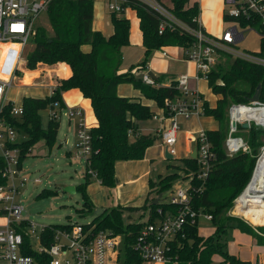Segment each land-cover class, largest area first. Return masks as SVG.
Wrapping results in <instances>:
<instances>
[{
  "label": "trees",
  "instance_id": "trees-1",
  "mask_svg": "<svg viewBox=\"0 0 264 264\" xmlns=\"http://www.w3.org/2000/svg\"><path fill=\"white\" fill-rule=\"evenodd\" d=\"M165 4L172 14L194 29L200 28L198 18L201 8L199 0H157ZM124 6L135 9L139 17V27L142 32V43L145 48L144 58L133 64L128 70L122 71L124 59L123 47L130 45L131 20L124 12H111L113 33L106 36L101 30L93 28L95 3L94 0H52L47 9L52 33L46 29H36L30 41L35 43L34 49L28 55L27 67L36 70L39 65L57 64L59 70L52 71V81L55 85L53 93L45 97H25L24 114L14 117L9 114L12 105L7 107L9 120L19 130H24L26 136L15 144L20 149V165L23 159L32 152L35 144L43 139L51 149L55 144L60 128V120L49 117L46 127L43 126L41 111L47 109L54 101H61L65 106L63 93L77 88L91 102L96 123L91 126L93 151L86 162L85 183L77 186L82 191L85 210L91 211L94 203L87 187L93 182V174L103 186L113 188L118 185L116 163L123 160H141L146 150L155 144L160 134H144L139 132L136 120L154 118L157 113L139 97L124 96L118 93V87L130 83L139 89L147 99L154 100L165 110L166 100L180 94L177 81L173 79L168 84H146L142 78L136 77L133 69H147L149 61L156 50L167 46L190 47L196 41L194 35L177 24H166L160 33L159 26L162 15L154 8L140 0H128ZM224 20L237 21L241 26H255L260 29L258 19H231L224 15ZM202 26V25H201ZM202 28L205 29L203 26ZM206 30V29H205ZM264 49V37L261 38ZM90 45V50L83 46ZM219 56L232 59L226 67L219 65L208 73L209 88L219 98L214 106L205 101L204 115L214 117L218 127L206 129L207 136L215 155L211 159L208 176L198 178L199 164L197 157L190 155L176 158L181 162L174 165V172L160 176L159 180H149V192L142 206L118 204L96 216L90 223L83 224L94 231L108 230L121 236L119 259L123 264H144L134 243L143 227L158 217V209L167 212L178 211V206L165 198L164 191L172 189L174 181L181 176V170L187 176L193 175L190 187L191 204L196 210L212 215L215 231L204 236L199 233L198 221L187 223L183 231L168 243V260L165 264H215L214 256L220 255L218 264H252L228 251L230 229H239L251 235L259 245H264V233L259 227H253L246 221L228 215V210L234 205L235 199L245 189L251 180L257 158L264 145V127L252 124L249 128L239 126V134L248 141V149L230 155L225 141L229 132V107L232 104H248L259 85H262L260 100H264V66L253 64L231 54L220 52ZM246 132V133H245ZM197 147L198 143H195ZM4 163L0 159V184L7 182L3 176ZM162 195L158 203L155 197L149 198L153 189ZM46 192L44 189L39 195ZM244 193V191H243ZM238 198L236 210H242L241 199ZM146 210L148 218L142 213L133 217L132 212ZM125 212L130 214L125 215ZM252 222H257L256 215H246ZM65 224H49L42 231V243L49 246L53 235L60 227H70ZM260 228L264 232V224ZM30 240L25 238V253L32 255L35 264H50V256L46 251L38 252L30 247Z\"/></svg>",
  "mask_w": 264,
  "mask_h": 264
},
{
  "label": "built area",
  "instance_id": "built-area-1",
  "mask_svg": "<svg viewBox=\"0 0 264 264\" xmlns=\"http://www.w3.org/2000/svg\"><path fill=\"white\" fill-rule=\"evenodd\" d=\"M52 0H0V159L4 163L3 176L7 182L0 184V264H35L32 255L25 253V238L30 240V247L38 252L46 251L50 256V264H123L119 259V245L121 236L108 230L94 231L83 224L72 223L70 227H60L53 235V242L49 246L42 243V231L37 230V225L28 218L22 216L24 206L18 200L19 188L27 182V178L20 179L17 184L13 177L21 170L20 149L15 146L22 138L20 130L8 118L7 107L12 108L9 114L20 117L24 114L23 103L16 105L11 97L14 78L24 72L21 64H26L23 59L26 46L36 32L38 16L47 11ZM107 7L112 12H125L124 4L128 0H106ZM158 11L163 21L159 26L161 33L166 24H177L196 38L190 47H183L185 59L194 64L195 72L181 73L176 81L180 94L168 98L165 110L169 115L168 125L163 127L161 138L166 149L177 155L176 144L178 132L181 128L180 117L191 119L200 117L205 113V101L203 93L193 86V81L208 79V73L218 60L220 52L231 54L234 58H241L253 64L264 66V49L259 51H239L234 47L243 39V33L236 25L224 31L221 38L211 35L205 30L198 18L200 28L194 29L188 24L177 19L165 4L157 0H140ZM226 9L224 15L231 19L246 18L258 19L261 38L264 37V0H224ZM231 22V21H230ZM238 26L237 21L232 20ZM202 25V26H201ZM9 45L7 50L6 46ZM5 56V57H4ZM48 65L53 70H59L57 64ZM149 67V64H148ZM147 67V71L148 68ZM143 72L142 81L146 84L156 85L157 79L148 71ZM55 85L51 87L53 93ZM256 105H264V100H258L248 104H232L229 107L230 126L226 137V147L230 155L248 149L245 138L239 134V126L249 122L264 127L256 119H237L239 113L245 108H253ZM67 108L70 119L76 118L77 130L75 140V155L88 162L93 151L91 127L88 125L84 110L81 107H61V101H54L47 107L49 117L60 120L61 111ZM234 113V114H233ZM164 114V113H163ZM235 122L236 126L232 123ZM248 127V128H249ZM190 142L198 143L197 159L199 164L198 178L205 179L208 176L211 159L215 157L211 142L206 130L202 129L199 136H190ZM264 145L261 147L262 155ZM85 162V164H86ZM258 162V161H257ZM96 178V172L91 171ZM12 180V183L9 180ZM36 178L35 181H39ZM191 183L187 188L180 187L174 190L169 202L178 206V211L167 212L163 215V209H158V217L149 221L139 233L134 248L142 257L144 264H165L168 260V243L180 234L187 223L195 224L202 210H196L191 204ZM239 198V197H238ZM236 199V207L238 205ZM238 214H241L237 212ZM208 219L212 215L206 213ZM148 218V217H147ZM247 221V220H246Z\"/></svg>",
  "mask_w": 264,
  "mask_h": 264
},
{
  "label": "rangeland",
  "instance_id": "rangeland-1",
  "mask_svg": "<svg viewBox=\"0 0 264 264\" xmlns=\"http://www.w3.org/2000/svg\"><path fill=\"white\" fill-rule=\"evenodd\" d=\"M94 3V26L102 24V28L104 30H108L110 26L113 28L111 23L112 11L108 9L107 1L94 0ZM199 3L201 8L199 16L200 21L208 30H210L209 33L211 35L221 38L225 30L233 25H236L243 33V39L234 44L236 49L239 51H259L262 49L261 35L257 27L238 26L235 22H226L224 20V11L226 9L224 0H199ZM123 15L127 16L131 20L132 24L130 45L123 48L124 62L122 67L124 70H128L133 64L140 62L144 58L145 51L143 50L140 42L141 32L139 29V17L137 16L135 9L128 7ZM41 28H44L49 33H52L48 11H44L38 16L36 29ZM34 47L35 43L32 41H30L26 46L23 57L25 61ZM180 48V46H174L169 47L166 50L172 57L179 58L182 54V48ZM161 59L162 57L160 56H154L153 61L156 65L153 68V73L155 76L160 77L159 82L163 84L169 81L171 82L182 72H187L189 74L193 73V68L191 66L182 65L180 66V69L179 67H177L178 69L176 68V70H179L178 73L172 74L170 77L162 76V71L158 69ZM166 59L167 58L163 57V60ZM167 60L170 61V59ZM231 61L232 59L219 56L213 67L214 69H217L219 65L226 67ZM43 64L44 63L39 65L36 70H31L26 64H21L20 67L24 70V72L22 74H18L14 78L10 94L16 105L21 104L25 97H45L51 94L53 81L50 71L52 67ZM137 69L138 68L133 69L135 76L142 78L143 72L147 71V69ZM192 84L204 94L203 96L208 100L210 106H214L216 104L219 96L209 88L206 79L194 81ZM121 90L123 93H126L124 96H143L141 91L135 88L132 84L122 86ZM150 101L153 102L152 100ZM144 103L147 102L145 101ZM66 113L67 108H64L61 111L60 128L57 140L53 147L50 149L46 145L45 140H39L33 147L32 152L23 159L19 173L15 174L13 177V180L17 184L20 179L24 177L27 178V182L19 188L18 200L24 206L22 216L35 223L38 231L41 230L42 226L49 224H65L69 222L76 224L90 223L96 216L99 215L98 211L100 209L105 211L113 206H117L121 201H123L121 196L118 197L115 195V189L103 186L100 181L94 177L93 182L86 188L94 203V208L91 211H81L84 207V199L82 191L78 190L77 186L85 183L84 174L86 171V161L85 159L78 158L75 155L77 121L76 118L70 119ZM41 116L43 126L46 127L49 121L48 109L42 110ZM179 121L181 128L178 132V141L176 144L177 155H175L173 159H168L165 155L163 158L152 157L151 168L149 169V179L158 181L160 176H164L177 170L174 165H180L181 162H179L176 158L185 155V148L187 147V131H190V129L194 126L196 127V125L198 126L196 128L214 129L217 128L219 124L214 117L207 115H202L200 117L194 116L188 120L184 117H180ZM202 129L196 131L194 136H199ZM20 133L21 138L27 135L24 130H20ZM153 134L157 133L153 132ZM245 141L247 143V147H249L246 138ZM157 142L160 144L162 143L161 136L158 137ZM190 143L194 144V142ZM160 147L164 148V145ZM158 149L159 147L151 151L152 153L157 154ZM192 153L193 151L190 156H192ZM180 172L181 176L174 181L172 189H166L164 191L166 199L170 198V195L174 190L176 191L180 189V187L187 188L189 183H191L193 175L190 173V176H187L184 174L183 170ZM36 178H39L40 180L35 181ZM9 182L12 183V180L10 179ZM141 185L142 183L140 182L138 185L127 184L122 195L131 194L133 191L140 194L143 189V186ZM44 189H46V192L39 195ZM243 191L238 197H240ZM247 191L249 190L246 189V192ZM159 196L160 195H158L153 189L149 198L155 197L156 199ZM255 196L264 198V194L262 192L256 193ZM238 197L236 199H238ZM249 197V195L243 193V198L241 199L242 210L248 213L236 210L235 199L234 205L228 210V215L242 221L247 220V223H250L256 228L259 227V232L264 233L260 228V226H262L261 224H264V209L251 206L246 201ZM137 212L138 211L132 212L133 217L140 216ZM237 212L241 214H238ZM128 214L130 213L125 212V215ZM246 215H256L257 222H252L245 217ZM198 228L201 235L208 236L215 231L216 227L214 222L206 217L205 212H202L198 217ZM227 238H229L227 248L231 254H234L243 260H249L252 264H264V245L257 244L251 235L242 233L239 229L235 228L229 230ZM221 259L220 255H215L214 263L218 264Z\"/></svg>",
  "mask_w": 264,
  "mask_h": 264
},
{
  "label": "crops",
  "instance_id": "crops-1",
  "mask_svg": "<svg viewBox=\"0 0 264 264\" xmlns=\"http://www.w3.org/2000/svg\"><path fill=\"white\" fill-rule=\"evenodd\" d=\"M199 20H200V18H199ZM94 23H95V13H94L93 28L102 30V32L106 36H109L113 33L114 29L111 28V26L108 28V30H104L102 28L103 27L102 24L101 25L97 24L96 26H94ZM112 27H113V25H112ZM205 29L208 32H210V30H208L206 27H205ZM131 30H132V28H131ZM140 32H141V30H140ZM140 42L142 44L141 46H142L143 50L145 51V48H144L143 43H142V32H141ZM169 47H174V46H167V47H164L160 50H156L153 53V56L151 57V59L149 61L148 71L153 73V68L156 65L153 61L154 56L155 57L160 56V57H162V59H161L160 65H158V69H160L162 71V73H163L162 76L170 77V75L178 73L179 70H176V68L179 67V69H180V66H182V65L191 66L193 68V73H194L195 72L194 64L185 59L183 47H181L182 48V54H181V57H179V58L172 57L171 55H169L167 53L166 49H168ZM175 47H177V46H175ZM83 49L84 50H90L91 47H90V45H85V46H83ZM163 57L170 59V61H168L167 59L163 60ZM123 62H124V59H123ZM122 66H123V64H122ZM122 71H126V70H124L122 67ZM155 77H158V76H155ZM177 77H175L174 79L176 80ZM169 82H167L165 84H168ZM126 84H130V83H123V84L119 85L118 93L120 95L126 94L125 92L123 93L121 90V87L126 85ZM139 98L142 102L146 101L151 106V108L157 113V115L152 119L136 120V124L138 126L139 132L144 133V134H153V132H156L158 135L160 134V136H161L163 127L168 125L169 119L163 117L164 116L163 110L160 107L156 106V103L154 100H152L153 102H151L150 101L151 99H147L146 97H144V95L139 97ZM63 100H64V103L66 106L81 107L84 110V115H85L86 121L90 127L96 123L97 119H96L95 114L93 112L91 102L88 98H85L83 96V94L81 93V91L79 89L73 88V89H70V90L64 92L63 93ZM196 127H198V126L196 125ZM196 127L194 126L193 128L190 129V131H187V134H186L187 147L185 148V155L180 156V157H185V156L191 155V152L196 148L195 147L196 144L190 143V141L188 139L190 136H194V133L196 131H199V129H202V128H196ZM204 130H206V129L204 128ZM163 145H164L163 142L160 144L156 141L154 145L150 146L146 150V154H145V157L143 159H141V160H123V161H118L116 163L115 169H116L117 177L119 179V183L117 186L113 187V189H115V195L116 196H118V197L121 196L123 198V201H121L119 204L142 206L145 203L146 197H147L148 192H149V182L148 181L150 180L149 179V175H150L149 169L151 168V160L153 159L152 157L163 158V156L165 155V150H166L165 145H164V148L160 147ZM158 147H159L158 153L157 154L152 153L151 150H154ZM139 182L142 183L141 186H143V189L142 188H141L142 190L140 189L141 190L140 194H137V192L135 193L133 191L134 193L132 192L131 194H128V195L127 194L122 195L124 193V188L127 186V184L128 185H138ZM137 213L138 214L144 213L145 218L148 217V212H146V210H138Z\"/></svg>",
  "mask_w": 264,
  "mask_h": 264
},
{
  "label": "bare ground",
  "instance_id": "bare-ground-1",
  "mask_svg": "<svg viewBox=\"0 0 264 264\" xmlns=\"http://www.w3.org/2000/svg\"><path fill=\"white\" fill-rule=\"evenodd\" d=\"M6 48L8 50L9 45H7ZM236 118L256 119L259 123L264 125V105H256L253 108H245L241 113L238 114ZM246 189L249 191L246 192ZM259 192H262L264 194V148L262 155L257 162L252 179L244 190V194L250 196L246 199V201L251 206L264 209V198L255 196L256 193Z\"/></svg>",
  "mask_w": 264,
  "mask_h": 264
},
{
  "label": "water",
  "instance_id": "water-1",
  "mask_svg": "<svg viewBox=\"0 0 264 264\" xmlns=\"http://www.w3.org/2000/svg\"><path fill=\"white\" fill-rule=\"evenodd\" d=\"M150 74L153 76V77H155V75L152 73V72H150ZM261 91H262V85H259L258 87H257V89H256V92L254 93V95L251 97V102H256V101H258L259 99H260V95H261ZM234 114V113H233ZM232 125L233 126H236V123L235 122H233L232 123ZM242 127H244V128H248L249 127V122H244L242 125H241ZM165 157L166 158H168V159H173L174 158V155L173 154H171L167 149L165 150ZM192 157H194V158H196L197 157V149L195 148L194 150H193V153H192ZM257 165V164H256ZM255 168H256V166H255ZM255 168H254V171H255ZM254 173V172H253ZM252 179V178H251ZM251 181V180H250ZM249 181V182H250ZM249 184V183H248ZM247 184V185H248ZM247 187V186H246ZM73 189V188H72ZM72 189H70V190H72ZM245 190V189H244ZM161 194H160V196L159 197H157L155 200H154V203H158L159 201H160V198H161ZM103 212V210H99L98 211V213L99 214H101Z\"/></svg>",
  "mask_w": 264,
  "mask_h": 264
}]
</instances>
